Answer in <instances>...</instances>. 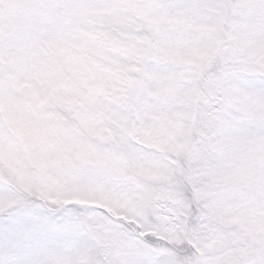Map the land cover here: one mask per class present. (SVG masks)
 <instances>
[{
	"label": "snow or ice",
	"instance_id": "1",
	"mask_svg": "<svg viewBox=\"0 0 264 264\" xmlns=\"http://www.w3.org/2000/svg\"><path fill=\"white\" fill-rule=\"evenodd\" d=\"M0 264H264V0H0Z\"/></svg>",
	"mask_w": 264,
	"mask_h": 264
}]
</instances>
